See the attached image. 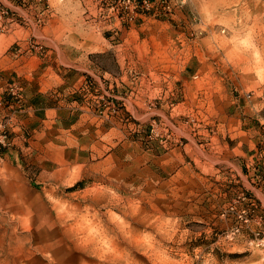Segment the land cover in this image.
<instances>
[{
	"label": "rangeland",
	"instance_id": "1",
	"mask_svg": "<svg viewBox=\"0 0 264 264\" xmlns=\"http://www.w3.org/2000/svg\"><path fill=\"white\" fill-rule=\"evenodd\" d=\"M116 4L0 0V264H264V221L171 145L229 126L264 145V0H189L161 37ZM126 46L176 51L199 96L141 91Z\"/></svg>",
	"mask_w": 264,
	"mask_h": 264
},
{
	"label": "crops",
	"instance_id": "2",
	"mask_svg": "<svg viewBox=\"0 0 264 264\" xmlns=\"http://www.w3.org/2000/svg\"><path fill=\"white\" fill-rule=\"evenodd\" d=\"M107 15H112L110 9L107 10ZM140 18L147 19L151 16L145 15ZM154 20L159 23L151 25L146 33L152 32L155 36L161 37L164 34L161 33L160 24H167L170 20L158 18ZM164 53L169 54V61L161 60L159 55ZM130 54L135 56L133 67L126 62L125 69L129 72L133 69L135 85L141 87V91L145 88H151L152 93L157 90L156 98L165 102L176 98L181 103H189L199 96L200 83L195 79V70L190 69L189 63L181 62L175 56L176 51L160 46L149 48L126 46L117 53L122 59L128 58ZM150 54L157 56L155 60H148ZM119 68L122 70L124 67L120 65ZM122 77L120 74L118 77L110 78L117 81ZM258 130L262 132V129ZM261 137L258 132L245 127L236 129L229 126L225 129L183 131L174 129L171 145L173 153L179 154L184 162L199 161L205 163L213 173H217L215 176L219 181L220 192L228 191L238 208L251 213L250 223L253 224L264 221V145H261Z\"/></svg>",
	"mask_w": 264,
	"mask_h": 264
},
{
	"label": "built area",
	"instance_id": "3",
	"mask_svg": "<svg viewBox=\"0 0 264 264\" xmlns=\"http://www.w3.org/2000/svg\"><path fill=\"white\" fill-rule=\"evenodd\" d=\"M189 0H117L118 4L108 9L112 15L107 18L117 17L121 20L130 19L132 16L142 17L145 15L158 19H171L175 11L182 8ZM130 9L131 13L126 11ZM107 14V13H106ZM2 143V139H0Z\"/></svg>",
	"mask_w": 264,
	"mask_h": 264
}]
</instances>
